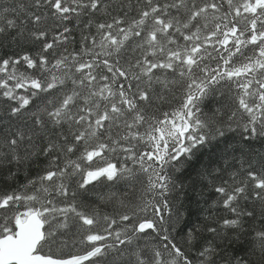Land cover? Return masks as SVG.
<instances>
[{
	"label": "snow or ice",
	"instance_id": "snow-or-ice-1",
	"mask_svg": "<svg viewBox=\"0 0 264 264\" xmlns=\"http://www.w3.org/2000/svg\"><path fill=\"white\" fill-rule=\"evenodd\" d=\"M0 264H264V0H0Z\"/></svg>",
	"mask_w": 264,
	"mask_h": 264
},
{
	"label": "trees",
	"instance_id": "trees-1",
	"mask_svg": "<svg viewBox=\"0 0 264 264\" xmlns=\"http://www.w3.org/2000/svg\"><path fill=\"white\" fill-rule=\"evenodd\" d=\"M255 147L259 149L260 145L257 144ZM20 180L21 182L23 181V175L20 176ZM214 199H216V193L207 188V181H205L202 196L198 197L195 192L189 193V199L186 202L188 208V212L186 213V230H190L191 228L204 222V216L207 214L205 209ZM218 214L224 215L223 211H220Z\"/></svg>",
	"mask_w": 264,
	"mask_h": 264
}]
</instances>
